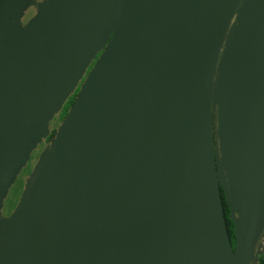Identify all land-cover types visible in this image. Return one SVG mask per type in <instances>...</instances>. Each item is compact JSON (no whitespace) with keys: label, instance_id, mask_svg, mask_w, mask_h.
I'll list each match as a JSON object with an SVG mask.
<instances>
[{"label":"water","instance_id":"95a60500","mask_svg":"<svg viewBox=\"0 0 264 264\" xmlns=\"http://www.w3.org/2000/svg\"><path fill=\"white\" fill-rule=\"evenodd\" d=\"M39 3L22 23L33 0H0V208L83 78L0 212V264L255 263L264 0Z\"/></svg>","mask_w":264,"mask_h":264},{"label":"rangeland","instance_id":"374dc122","mask_svg":"<svg viewBox=\"0 0 264 264\" xmlns=\"http://www.w3.org/2000/svg\"><path fill=\"white\" fill-rule=\"evenodd\" d=\"M39 1L42 0H33L35 4L27 6L25 8L23 16L20 17L22 23L25 22L31 15H33L36 7L40 4ZM54 116L55 115L53 114V117ZM56 124L57 123L53 121L52 118L50 121H48L47 130L51 129L52 127L55 129ZM44 143L45 142L43 140H40L35 145V147L30 151L28 160L26 161L25 165L19 169V171L16 173L15 177L9 184L5 196L1 200L0 212L2 216H7L14 209L15 203L18 200L21 190L23 189L24 179H26V177L29 175L35 159L38 157V154L42 150Z\"/></svg>","mask_w":264,"mask_h":264},{"label":"trees","instance_id":"16d2710c","mask_svg":"<svg viewBox=\"0 0 264 264\" xmlns=\"http://www.w3.org/2000/svg\"><path fill=\"white\" fill-rule=\"evenodd\" d=\"M102 49H99L96 54L94 55V57L92 58V60L89 62V64L87 65V67L85 68V72L84 74L89 70V68L92 66L94 60L96 59V57L99 55V53L101 52ZM83 77L80 78L78 84L74 87V89L72 90V92L66 97V99L63 101L60 109L57 111V113L55 114V116L53 117V121L55 122H59L63 116L65 115L69 105L72 103L78 88H79V84L81 82ZM53 131L54 128L52 127L48 134L46 135L44 142H47L53 135ZM220 197H221V204H222V210H223V217H224V223H225V227H226V231H227V235L229 238V242L231 244V246L233 247L234 244V235H233V231H232V221L228 218V207L224 202L223 199V194L222 191L220 190ZM253 264H264V246L262 249V252L258 255L257 261Z\"/></svg>","mask_w":264,"mask_h":264}]
</instances>
